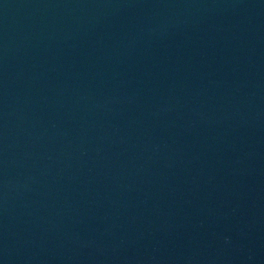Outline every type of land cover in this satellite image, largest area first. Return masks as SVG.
<instances>
[{
    "label": "water",
    "instance_id": "obj_1",
    "mask_svg": "<svg viewBox=\"0 0 264 264\" xmlns=\"http://www.w3.org/2000/svg\"><path fill=\"white\" fill-rule=\"evenodd\" d=\"M0 264H264V0H0Z\"/></svg>",
    "mask_w": 264,
    "mask_h": 264
}]
</instances>
